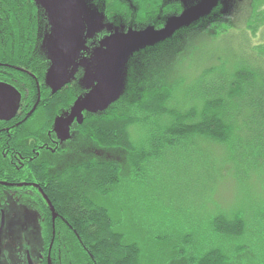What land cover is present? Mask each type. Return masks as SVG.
I'll use <instances>...</instances> for the list:
<instances>
[{"label":"trees","instance_id":"1","mask_svg":"<svg viewBox=\"0 0 264 264\" xmlns=\"http://www.w3.org/2000/svg\"><path fill=\"white\" fill-rule=\"evenodd\" d=\"M85 1L92 9L95 10L96 7L105 20L117 19V24L129 27L155 24L156 29H162L173 13L179 14L182 11L180 3L173 4L169 0H131L132 7L124 0ZM159 11L160 24L154 20ZM251 13L252 20L258 23L260 12L254 1ZM195 23L182 33L194 31L206 35L211 32L207 37L217 39L224 33L222 27L229 26L224 22V14L218 12L217 5ZM257 23L252 28L253 33L257 30ZM171 42L172 38L165 39L133 54L124 75V97L120 93L105 111L87 116L81 124L75 122V129L80 136L76 144L86 141L101 150L120 151L129 156L132 172H135L143 165H150L149 160L161 157L167 150H184L189 145L196 148L197 139L227 143L233 131V123L229 120L231 112L240 124V134L247 132L255 136L252 142L245 145L249 155L256 152L262 157L260 159H264V77L262 80L258 77V63L245 62L244 59L235 67L233 74H225L223 69L226 61L222 63L224 58L210 55L208 59L212 62L203 66L204 69L197 76L200 79L194 92L195 99L203 102L202 107L173 109L168 107V102L175 89L161 79L163 75L169 76L168 72H160L154 76L147 72L151 65L149 60L154 61L162 48L168 47ZM257 54L264 57V53L260 51ZM190 92L192 91L189 90L182 98L188 101ZM223 101L232 110L225 108L227 111H224ZM53 107L52 103L47 108L48 121L44 130L53 127ZM71 107L72 105L64 110L65 114L60 116V121L58 118L54 121V129L62 141L69 140L71 135L72 123L68 126L61 121L68 115ZM34 108L35 105H29L28 110L33 112ZM35 112L36 110L33 113ZM145 120L146 126L143 125ZM137 125L141 126L145 138L136 147L130 128ZM66 128L70 134L68 137L63 133ZM17 130H21L20 126ZM44 134L45 132L40 133L37 142ZM240 143L236 141L238 146ZM78 146L80 148L77 147L76 152L81 155L83 144ZM79 156L71 154V159L62 161L63 168L55 174L46 173L41 167L45 163L41 161L40 164L34 163L28 174H25V170L17 172L19 180L34 183L33 189L39 191L40 199H34L31 184L21 183L15 186L24 194L31 192L30 201L20 204L40 215L41 244L48 251L49 264H57L59 250L60 264H159V255H155L154 259L149 257L145 262L141 260L139 243L125 242V236L115 229L107 208L95 199V196L107 197L121 187L124 180L122 166L111 160H82ZM42 179L44 185L39 183ZM208 224V239L204 244L193 240L190 234L180 241L179 237L183 233L180 231L168 235L154 232L151 241L157 245L169 246V250H175L178 258L186 260L188 264H225L230 256L220 249L214 247L198 250L201 248L192 246H217L218 238L238 241L244 236L245 222L240 214H235L232 218L212 217ZM212 237L216 242H211ZM158 239L162 241L159 242Z\"/></svg>","mask_w":264,"mask_h":264},{"label":"rangeland","instance_id":"2","mask_svg":"<svg viewBox=\"0 0 264 264\" xmlns=\"http://www.w3.org/2000/svg\"><path fill=\"white\" fill-rule=\"evenodd\" d=\"M169 1L173 4L180 3L182 6L181 13L172 14L174 21L193 16L201 7L215 1L219 12L224 14V22L229 25L222 27L224 33L217 39L207 37L211 32H207L206 35L194 31L182 33L191 25L178 31L174 29L170 36L171 44L163 47L154 57V61L149 60L151 65L147 70L148 75L154 76L164 71L169 74V76L162 74L161 77L163 82H167L175 89L168 102L169 108L188 110L191 107L196 109L202 107L203 102L195 99L194 92L200 79V76L199 78L197 76L201 74L204 65L212 62L208 59L210 55L224 58L222 63L226 61L223 69L225 74H233L235 67L244 59L245 62L258 63L256 72L262 80L264 57H259L257 53L259 51L264 53V0ZM253 1L260 12L258 23L252 20ZM124 2L132 7L131 0H124ZM94 11L96 13L82 12L85 36L94 37L104 30L108 35L99 41L97 48H94L95 51L90 55L91 59L79 57V65L85 77L91 75L90 70L95 61L101 58L102 44L108 38L120 33V29L116 30L110 25L107 26L98 11ZM256 23L257 30L253 33L252 28H255ZM135 31L150 33L151 29L136 28ZM159 41L154 40L148 43L157 44ZM144 44L146 42H141L135 47ZM198 44L202 45L198 46ZM255 47L257 49L252 50ZM202 53L205 55H200ZM126 55L110 69L105 79L116 92L123 87V59ZM189 90L192 92L189 93L188 98L193 99L186 101L182 97ZM225 105L226 102H224V111L231 109ZM229 120L233 123V131L227 143L219 144L207 139H197L198 141L195 140L196 148L189 145L184 150L162 151L161 157L149 160L150 165H143L135 172H132L129 156L124 153L117 150H101L95 145L87 144L86 141L78 142L83 144L82 156H79L82 160L84 157L88 158L86 160H111L122 166L124 180L121 187L116 188L113 194L107 197L95 196V199L107 208L115 229L125 236L124 241L139 243L142 261L145 262V259L149 257L154 259L155 255H159V264H188L186 260L178 258L175 250H169V246L153 243L151 235L154 232L158 234L164 232L168 235L180 231L187 234L182 233L179 237L180 241L190 234L193 240L204 244L208 239L210 218L216 216L232 218L235 214H240L246 225L241 239L234 242V240L225 241L218 238L217 246L192 247L201 248L198 250H209L214 247L220 249L221 252L230 256L225 264H264V162H262L264 159H260L262 157H259L256 152L250 156L245 147L247 142H252L255 136L247 132L241 135L240 124L236 122L231 112ZM146 122L147 120L143 121V125L146 126ZM138 125L130 128L136 147L145 138L141 126ZM236 141L241 142L240 146L236 144ZM63 143L68 148L73 144L67 140ZM78 145L75 149L79 147ZM65 158L71 159V153H67ZM1 211L7 223L16 224V246L24 245L26 242L28 246H41L35 213L25 210L18 204H9L0 208ZM203 235L206 237H201ZM158 241L162 240L158 239ZM211 242H216V239L212 237Z\"/></svg>","mask_w":264,"mask_h":264},{"label":"flooded vegetation","instance_id":"3","mask_svg":"<svg viewBox=\"0 0 264 264\" xmlns=\"http://www.w3.org/2000/svg\"><path fill=\"white\" fill-rule=\"evenodd\" d=\"M154 20L160 24V11ZM104 22L116 30L120 29L119 35L128 32V26L117 24V19H107ZM153 26L155 27V24ZM136 28L138 27L135 26ZM51 33L52 26L46 11L32 0H0V88L7 92L3 100L7 99L10 102V89L18 94L19 99L15 115L10 120H0V208L9 204H18L25 208L20 202L31 199V192L24 194L15 186L28 183L33 189L35 184L19 180L17 172L25 170V174H28L34 163L40 164L41 161L45 163L44 167H41L46 173L55 174L63 168L61 163L65 161L67 153L80 155L75 149L80 138L75 129L76 119L70 125L71 137L67 140L73 143L70 148L60 140L54 129V121L55 118L60 121V116L65 114L64 110L73 106L78 99L94 92L96 82L84 76V71L79 65V57L91 59L90 55L95 51L94 48H97L99 41L108 33L104 30L94 37H87L84 30L81 50L73 61L66 64L62 85L60 79L55 82L50 80L52 71L61 60L50 51ZM122 96L124 97V93ZM52 103L53 127L44 130L48 121L47 108ZM29 105H35L33 110V112L36 110L35 113L30 110L31 108L28 110ZM90 115L93 114L86 111L81 113L82 119ZM18 126L21 128L20 131L17 130ZM41 132L45 134L37 142ZM86 159L88 158L84 157V160ZM39 183L44 185L43 179ZM33 190L32 197L40 199L39 191ZM25 210L35 213L40 233V215L37 211L26 208ZM16 242V224L7 223L1 211L0 264L50 263L47 258L48 251L42 244L28 246L26 242L24 245L16 246ZM56 259L57 264H60V250Z\"/></svg>","mask_w":264,"mask_h":264},{"label":"water","instance_id":"4","mask_svg":"<svg viewBox=\"0 0 264 264\" xmlns=\"http://www.w3.org/2000/svg\"><path fill=\"white\" fill-rule=\"evenodd\" d=\"M37 5L41 6L47 13L48 20L52 26V33L50 36V51L60 57V63L56 65L51 73V79L53 82L60 79V85L64 83L62 77L65 66L70 61H73L79 54L84 37V20L82 16L83 11H92L94 9L89 7L85 0H34ZM217 4L213 1L210 4H206L197 10L193 16L184 18L180 21L172 20L169 17L165 26L162 29L154 30L153 27L148 26L151 29L150 33H138L131 28L125 35H116L108 38L107 41L102 44L100 50L103 51L101 58L95 61L93 67L90 70L91 75L88 76L96 82L94 92L85 96L82 99H78L67 118L62 119L63 124L68 125L76 118L78 124L82 123L81 113L86 111L91 114L100 113L105 111L111 103H113L122 91L116 92L111 85H109L105 79L109 75L110 69L117 64V62L123 58L124 74L126 71L127 62L138 50L154 46L156 44H149L148 42L165 40L171 38L172 31L181 28L188 27L195 23L199 18L208 14L210 10ZM159 41V42H160ZM141 42L146 44L135 47ZM158 42V43H159ZM65 77V76H64ZM124 77V75H123ZM0 120H10L16 113L18 108V94L10 89V102L9 100H3L7 95L6 90L0 88ZM64 136L68 137V128L64 130Z\"/></svg>","mask_w":264,"mask_h":264}]
</instances>
